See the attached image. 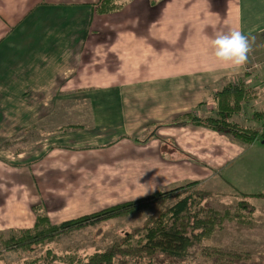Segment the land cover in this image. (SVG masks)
<instances>
[{"label": "crops", "instance_id": "0c3cea01", "mask_svg": "<svg viewBox=\"0 0 264 264\" xmlns=\"http://www.w3.org/2000/svg\"><path fill=\"white\" fill-rule=\"evenodd\" d=\"M99 1L0 0V98H63L71 92L90 100V123L53 136L58 142L51 140L49 147L64 144L82 149L112 143L105 162L127 159L123 160L129 170L125 186L150 184L148 193L134 200L151 195L159 185L182 181L211 180L216 187L244 195H264L253 192L257 175L249 170L256 160L248 158L264 147V140L244 146L206 128L165 125L192 112L199 118L213 116L216 94L228 84H242L252 91V107H256L244 126L264 134V70L259 74L264 59L235 68L217 61L210 46L217 33L235 29L255 37L257 52L264 50V0H123L120 10L101 15L95 11ZM246 104L231 115V121ZM205 108L212 113L205 114ZM16 114L33 119L23 127L36 121L28 107L16 108ZM153 125L156 138L151 136L143 146L116 142L120 136L138 138ZM166 140L175 148L169 153L172 160L155 152ZM125 148H130L133 158L126 157ZM100 150L77 152L81 157L77 163L98 168L104 162ZM88 163L95 165L88 168ZM17 167L23 169L20 161L0 155V190L14 191L0 198V233L34 226L30 206L23 205L25 196L17 192V184L5 179L15 180ZM32 175L42 176L33 171ZM69 220L73 218L62 222Z\"/></svg>", "mask_w": 264, "mask_h": 264}, {"label": "rangeland", "instance_id": "374dc122", "mask_svg": "<svg viewBox=\"0 0 264 264\" xmlns=\"http://www.w3.org/2000/svg\"><path fill=\"white\" fill-rule=\"evenodd\" d=\"M257 59H264L263 49L260 52L254 49L249 56L248 62H256ZM253 70H258V68H253ZM260 70L259 74L262 73L264 68ZM75 87L76 84L72 83V88ZM67 88L70 91L71 84ZM252 99L253 94L251 92V99L240 104L247 103L242 108L243 112L240 111L239 115L236 116L235 114V118L233 117V121L237 122L240 127L246 128L244 124L252 120L251 117L254 115V110H256V107H252ZM89 106L90 100L85 99L80 94L76 95V93L71 92L66 93L63 98H31L23 100H5L0 98V155L14 162L20 161L23 167V169L17 167L16 173L19 176L15 180L4 177H6L7 181L17 184L15 189L18 193H22L25 196L23 205L26 208L27 204L30 206L31 214L35 220L34 209L44 214L51 225H59L63 220L69 218L74 220L80 218V215L83 217L116 205L137 201L134 198L143 193L144 187L142 183L125 186L129 170L128 163H124L123 160L127 159H118L112 162L113 165L107 161L105 162V155L111 153L109 148L112 143L106 146L82 149L64 144L49 147L51 140L58 142V140L52 139L53 136L62 135L61 133H66L69 130H78H59L62 127L65 128L68 123H72V126H81L79 123H90ZM19 107H28L33 110V113L36 114L33 116L34 121L36 120L34 124L23 127L33 119L29 116L16 114V108ZM44 108L53 109L46 110L44 111L45 113L38 115ZM204 110L205 114L210 115L212 113L211 111L209 114V109L207 108ZM81 111L82 113H80ZM189 114L191 117H197L194 112ZM206 117L210 116H202L201 114L200 118ZM17 121L20 124H17ZM186 121L190 122L191 119L187 114H184L176 119H171L165 125L168 127L191 126L190 123L185 124L184 122ZM228 121L234 123L231 119ZM21 128L23 129L21 130ZM155 128L154 125L149 126L138 138L120 136L116 139V142L125 140V144L134 143L143 146L151 136L156 138ZM247 129L254 130L253 128ZM228 136L244 146L251 145L240 142L230 134ZM256 140L263 139L258 138ZM159 141L161 142V140ZM164 142L166 143H161L160 148L155 147V152H158L162 159L172 160L169 153L174 152L175 148L169 141L166 140ZM259 147L254 154H250L248 157L256 160L251 165V170H249L253 175H257L254 193L264 191V149H262L264 147ZM55 148L57 150L47 157L49 152ZM92 149H101L100 151L104 154V162L98 168H91L95 164L88 163L86 166L88 165V168L91 169H86L84 167L85 164L81 166L82 161L77 163L76 160L81 159L80 153L77 152H89ZM122 152L125 155L128 153L127 158H133L132 154L129 155L131 153L130 148H127V151L125 148ZM109 157L110 155H107V158ZM3 168L7 170V167L4 166ZM32 171L36 175L42 176L34 177ZM24 173L26 176L23 175ZM134 180L137 182L138 178ZM210 182L182 181L168 186L159 185L151 194L153 195L157 192L165 194L177 188H182L176 193L179 198L191 195L195 199V203L198 202V198H196L198 194L203 198L197 207L200 215L207 216L209 215L208 212L213 210L220 216H226L222 219L221 225L213 227L209 234L201 236L200 231H197L195 234L200 237V241L198 243L193 242L183 257L174 259L158 254L157 258L156 255L154 256L155 261L152 260L154 264H212L203 257L212 249L223 252L219 264H225L224 259L228 260L229 264H252L256 260L254 259L256 254H264V198H258L261 201L255 203L253 201L254 198L244 199L237 192L226 187H216L218 186L217 184H214L211 180ZM193 183H196V185ZM254 183L255 180L253 179L251 181L252 187ZM9 192L14 191H11V188L3 187L0 190V198L8 197ZM14 197L15 194L12 195V199ZM177 200V198H173L165 201L164 198V201L152 202L147 208L133 215L120 216L70 232L57 237L53 242H45L42 246L36 247L28 253L5 247L3 241L9 237V231H18L7 230L0 233V264H46L48 251L60 258L69 256L76 260L80 257L87 259L94 253L102 252L109 248L115 242L120 243L121 248L127 247V243L137 242L141 236L142 227L147 222L153 218H158L161 212L167 207L174 205ZM235 214L238 219L234 218ZM139 229L140 231L137 233ZM187 235L190 236V233ZM128 238L129 242L126 241ZM121 242H124V244ZM225 254L231 256H225ZM47 264L50 263L48 262Z\"/></svg>", "mask_w": 264, "mask_h": 264}, {"label": "trees", "instance_id": "16d2710c", "mask_svg": "<svg viewBox=\"0 0 264 264\" xmlns=\"http://www.w3.org/2000/svg\"><path fill=\"white\" fill-rule=\"evenodd\" d=\"M123 3V0H100L96 4L95 11L99 15L112 13L120 10L123 7ZM251 92V90L245 88L242 84H238L237 86L228 84L216 94L217 109L213 116L199 118L196 116L191 117L189 116L190 114H187L191 121L184 123L207 128L223 135L230 134L246 145L252 144L258 138L264 140V134L259 135L255 130L243 128L228 121L233 113L240 110L241 103L251 99ZM81 128L82 126H66L59 130ZM193 184L196 185V183ZM179 189L181 190L182 188H177L165 194L157 192L144 199L116 205L91 215L62 222L59 225H51L44 214L34 209L33 211L36 214L34 227L30 230L9 231V237L3 242L8 249H18L24 253H28L36 247L42 246L45 242H53L59 236L120 216L133 215L147 208L152 202L164 201V198L165 201L177 198L178 200L174 205L167 207L160 213L158 218L151 219L142 227L141 236L137 242H129L128 238L126 240L129 242L127 243L128 246L124 248H121L120 243L115 242L109 248H106L102 252H96L87 259L80 257L76 260L69 256H64L67 258H60L48 251L47 263L154 264L152 260L155 261L154 256L156 255L157 258L158 254L178 259L187 253L188 248L191 247L193 242L198 243L200 241V237L195 234L197 231H200L201 236L207 235L213 227L220 226L222 219L226 217L220 216L213 210L209 211V215L207 216L200 215L198 212L199 208L197 209L203 200L200 194L196 197L198 198V202L195 203V199L191 195L186 197L180 196L181 198H179V195L176 194ZM238 194L244 199L264 198L263 194ZM205 196L208 197L207 194ZM234 218L238 219V216L235 214ZM139 231L140 229L137 230V233ZM188 233H190V236L187 235ZM121 243L124 244V242ZM222 255L223 252L221 253L218 250L212 249L206 255H203V257L208 259L212 264H219ZM225 256L231 255L225 254ZM254 259L256 260L252 264H264V254H256ZM224 263L229 264V261L224 259Z\"/></svg>", "mask_w": 264, "mask_h": 264}, {"label": "clouds", "instance_id": "9594fccd", "mask_svg": "<svg viewBox=\"0 0 264 264\" xmlns=\"http://www.w3.org/2000/svg\"><path fill=\"white\" fill-rule=\"evenodd\" d=\"M254 45V36L235 29L227 33H217L210 42L215 59L235 68H240L247 64L249 56L254 50ZM149 185H142L144 192L139 196H144L148 193L149 188H151Z\"/></svg>", "mask_w": 264, "mask_h": 264}]
</instances>
